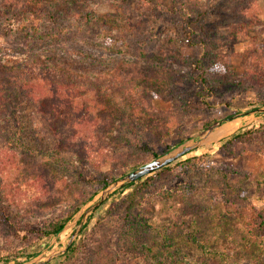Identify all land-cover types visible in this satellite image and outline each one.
<instances>
[{
    "label": "rangeland",
    "instance_id": "obj_1",
    "mask_svg": "<svg viewBox=\"0 0 264 264\" xmlns=\"http://www.w3.org/2000/svg\"><path fill=\"white\" fill-rule=\"evenodd\" d=\"M182 1L25 0L20 13L10 16L0 7V56H7L12 61L31 55L48 61L62 58L75 66L87 62L83 67L92 69L115 62L155 68L159 73L145 76V79L157 83L165 76L170 85L162 89L159 97L148 100V105L158 117L171 111L180 122L171 135L155 146L149 125L152 121L117 111L111 134H106L100 127L88 139L79 141V145L87 150L88 163H79L75 155L69 153L62 156L63 165L56 163L50 167L54 139L34 107L29 103L21 104L18 135L31 160L21 151L19 158L27 160L20 158L19 169L11 170L19 186H12L10 194L5 196L0 193V250L12 249L25 241L34 242L38 234L30 235L27 230L42 229L65 208L79 202L78 193L84 190L88 177H98L110 167L111 163L100 157L99 148L108 149L115 157L143 159V166L156 159L151 153H144L143 146H150L151 152L160 153L180 140L190 144L207 136L215 127L199 135L207 122L234 115L231 122L216 128L188 157L205 155L207 163L236 174L256 176L264 173V112L251 114L254 110L250 106L255 98L264 97V87L252 81L255 76H264V0L258 2L259 23L248 34L234 40L229 39L228 24L237 20L229 11L231 6L223 0H186L188 3L180 4ZM187 15L189 18L195 16L192 25L186 21ZM81 57H85L83 61ZM137 77L138 74L127 72L122 83ZM130 99L132 97L128 98V104L135 100ZM248 130L252 135L246 144L239 141L231 145V150L219 149V141ZM34 165L38 170L40 166L50 167L46 182L41 184L36 179L39 173L36 170V176L32 174ZM133 171H118L117 174L126 172L124 177ZM158 172L150 175L156 176ZM158 179L150 192L142 195L134 194L136 189L126 185L112 189L72 241L76 251L61 253L47 264H91L100 245L96 241L105 244L115 256L114 264H149L147 256L130 239L129 230L135 224L133 218L138 214L152 215L154 223L172 233L173 217L181 206L179 189L184 184L182 176L175 178L170 173L160 174ZM208 188L211 192L219 191L214 186ZM202 191L211 194L208 190ZM247 193L249 201L243 206L219 202L211 208L214 220L221 228L214 240L218 251H229L233 260L252 262L263 252L264 239L247 244L236 238V229L261 208L260 202L256 201L253 182L248 184ZM95 200H99V196ZM120 201L130 204L129 215L122 211L98 223V218L106 216L111 204ZM87 207L73 217L58 239L34 247L32 251L36 255L31 259L21 257L8 264H27L62 250ZM174 231L189 264H196L197 251L181 244L183 231ZM140 241L147 242L146 235H142Z\"/></svg>",
    "mask_w": 264,
    "mask_h": 264
},
{
    "label": "trees",
    "instance_id": "obj_2",
    "mask_svg": "<svg viewBox=\"0 0 264 264\" xmlns=\"http://www.w3.org/2000/svg\"><path fill=\"white\" fill-rule=\"evenodd\" d=\"M24 1L0 0V7L6 15H15L20 13ZM185 1L183 0L180 4L188 3ZM259 1L223 0L225 4L231 6L229 11L233 12L237 19L228 24L229 39L234 40L239 35L248 34L250 29L259 23ZM183 10L186 11V8L184 7ZM194 17V15H190V18L189 15L186 16L189 25L194 23ZM197 17H200V14H197ZM84 58L81 57V61ZM8 59L7 56H0V179L5 177L1 179L0 184L2 196L10 194L9 189L12 186H19L15 175H11V170L19 169L17 164L19 159L31 160L30 155L25 154L26 151L21 146V137L18 135L20 132L19 106L23 103H29L34 107L36 115L47 125L54 139L50 164H48L50 167L55 166L56 163L63 165L62 156L69 153L75 155L79 163H88L87 150L79 145V141L83 138L88 139V136L98 131L100 127H103L106 134H111L116 121L114 113L117 111L152 121L149 125L152 126L151 132L155 139V146L171 135L174 128L179 127V119L173 112L169 111L163 117H158L148 105V100L159 97L162 89L170 85L168 77L166 80L165 76L157 83L154 80L145 79V76L151 77V74L159 73L155 71V68L130 65L129 62H115L113 65L100 64L92 69L83 67L87 62L84 64L80 62L75 66L62 58L48 61L34 55L16 61ZM127 72L132 75L138 74V77L122 83V77ZM258 77H253L252 81L264 87V76ZM131 97L136 99L128 104V98ZM250 106L253 110L264 107V97L255 98L250 102ZM234 117L232 115L220 121L207 122L198 134L201 135L218 124L229 123ZM251 135L252 132L248 130L221 140L219 149L231 150V145L239 141L246 144ZM184 143V140H180L174 145L165 147L160 153L151 152L150 146L147 145L141 149L144 153H151L153 158H157ZM21 151L26 158H19L22 156ZM98 152L101 158L111 163L107 172L99 173L98 177H88L84 190L78 193V203L65 208L60 215L49 220L42 229L27 230L30 235L38 234L34 242L25 241L12 249L0 250V264H8L21 257L31 259L36 255L32 251L34 247L41 245L44 241L58 239L65 226L82 206L92 200L110 182L126 173L118 175V171L130 172L145 162L143 159L133 160L122 156H112L109 150L104 148H99ZM191 152L181 157L182 159L175 164L159 170L156 176L149 175L126 185L127 188L136 189L134 194L142 195L150 192L158 183L160 174L170 173L172 177L182 176L184 180L183 186L179 189L181 206L173 217L172 233L154 223L152 215L144 217V214H138L133 218L135 224L129 230L130 239L134 240L137 248L147 256L149 264H189L187 256L180 248L177 238L174 237L175 229L183 231L180 236L181 244L185 243L197 251L196 264H264V250L252 262L233 260L229 251H218L214 240L221 228L215 222L211 208L219 202L235 207L247 204L249 201L247 186L253 182L258 199L256 201L260 202L261 208L236 229V238L238 242L246 241L247 244L264 239V173L256 176L236 174L207 163L205 155L188 157ZM50 167L40 166L38 170L34 165L32 174L36 176L35 170L39 172L36 179L42 184L49 176ZM209 186L217 187L219 191L211 192ZM202 189L210 191L211 194ZM129 210L130 204L127 202L113 203L106 216L98 218V223L107 221L122 211L129 215ZM142 235H146L147 242L140 241ZM96 242L100 245L97 246L95 260L91 264H114L115 256L105 248V244ZM74 245L68 248V253L76 251Z\"/></svg>",
    "mask_w": 264,
    "mask_h": 264
},
{
    "label": "water",
    "instance_id": "obj_3",
    "mask_svg": "<svg viewBox=\"0 0 264 264\" xmlns=\"http://www.w3.org/2000/svg\"><path fill=\"white\" fill-rule=\"evenodd\" d=\"M257 112H264V108L263 109H256L253 112H251V114L257 113ZM220 126H222V124H219V125L215 126L214 128L210 129L208 131L207 136H204L197 141H193L190 144L184 143V144L178 146L177 148L171 150L167 154H164L160 157H157L153 161L139 167L135 171L125 175L124 177L120 178L119 180L114 181L111 184H109L108 186H106L92 200H90L88 203H86L84 206L81 207V209H82L83 207L88 205L86 210L84 212H82V214H81L82 215L81 221H80L77 229L75 230L73 236L71 237V239L68 241L67 245L62 250H60L59 252H55L54 254H50L49 256H46V257L41 256L39 260H34L31 262H28L27 264H47L52 259L57 257L59 254L65 253L68 250V248L71 246L72 241L74 240V238L78 234L82 225L87 220L88 216L96 208H98L101 205L103 200L107 197V195L110 193V191L112 189H114L117 186H125V185H128L130 183L136 182V181H138V180H140V179H142V178H144V177H146V176H148V175H150L156 171L161 170L164 167L171 165L172 163H174L175 161H177L178 159H180L181 157H183L187 153H189V152L197 149L198 147H200L206 141L208 135L211 134L216 128H219ZM98 196H99V200H95ZM80 210H79V212H80ZM41 259H43V260H41Z\"/></svg>",
    "mask_w": 264,
    "mask_h": 264
}]
</instances>
